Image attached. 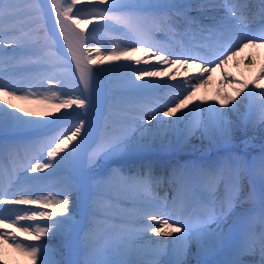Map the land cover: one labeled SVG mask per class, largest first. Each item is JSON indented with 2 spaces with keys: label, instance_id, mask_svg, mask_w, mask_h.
Here are the masks:
<instances>
[{
  "label": "snow or ice",
  "instance_id": "6c2138e0",
  "mask_svg": "<svg viewBox=\"0 0 264 264\" xmlns=\"http://www.w3.org/2000/svg\"><path fill=\"white\" fill-rule=\"evenodd\" d=\"M193 7L210 23L190 16ZM50 17L54 18L55 32L48 28ZM94 23L106 26L124 42L123 46L112 50L96 46L85 52L91 35L86 30ZM56 33L63 40L70 62L59 50ZM189 36L191 39L185 42ZM242 47H264V0H259L258 12L250 0H199L195 6L187 0H47V6L41 0H0V96L43 106L40 111H25L22 117L17 115L21 109L9 111L14 105L0 100V104H7V109L0 107V131L31 134L27 144H0V244L4 251L11 249L30 264H62L50 259L49 250L42 244H25L7 229H14L27 241H41L69 230L75 235L74 246L86 257L83 264H158L155 260L126 258L135 251L133 244L151 232L171 237L145 240L156 252L170 249L173 259L169 264H185L183 257L192 244L205 253L230 249L231 258L224 264H243L240 257L253 253L259 244L264 264V161L259 191L249 192L246 197L258 202L261 231L257 234L254 225L249 226L238 244L234 243L236 224L229 225L227 231L224 224L229 216L237 215L242 191L239 166L226 168L218 162L174 170L171 198L155 194L161 181L153 174L151 163H142L139 170L127 173L114 167L91 190L85 179L75 176L62 180L63 187L57 184L59 190L37 187L56 177L66 162L79 157L82 146L92 136L94 120L90 117L96 114L104 119V131L99 141L93 140L96 147L87 154L89 164L98 159L115 162L125 155L144 152L170 136L177 144L199 136L230 145L234 125L229 116L238 113L245 102V122L264 124V85L260 83L264 65L251 81L224 77L231 93L218 91L214 103L206 108L200 104L189 107L196 91L211 78L204 74L226 65ZM135 53L150 54L161 65L170 67L166 71L134 69L135 79L129 77L124 85L129 98L110 102L105 115L95 77L114 69L94 66L131 60ZM189 63L200 74L180 84L136 83L144 77L167 76L171 68H177L180 75L179 68ZM67 73L78 78L79 94L62 90ZM31 80L47 81V92L35 90L38 86L28 83ZM24 84L33 90L25 91L20 86ZM158 88L169 89L163 104L159 99L155 103L140 99L147 90ZM237 97L241 99L237 101ZM62 109L65 113L55 120L31 118L51 116ZM74 109H81L82 114H76L75 123L69 121L71 127H52L67 120L72 115L69 110ZM221 185L223 194L216 195ZM73 194L83 195V218L79 223H73ZM68 264L80 261L69 260Z\"/></svg>",
  "mask_w": 264,
  "mask_h": 264
},
{
  "label": "bare ground",
  "instance_id": "6f19581e",
  "mask_svg": "<svg viewBox=\"0 0 264 264\" xmlns=\"http://www.w3.org/2000/svg\"><path fill=\"white\" fill-rule=\"evenodd\" d=\"M187 2L192 3L194 6L199 3V0H187ZM42 4H45L47 6V0H42ZM254 10V9H253ZM190 11H197L195 7L190 9ZM255 11V10H254ZM191 16V15H190ZM49 23L51 30L55 32V24H54V18H49ZM95 27V28H94ZM86 32L91 33L92 39H90V43L88 46L85 48V52H87L90 48L95 47V46H100L102 50L107 49V50H112L114 48L123 46V41H120L118 43H104L101 40L96 37L97 33H107L108 35H112L115 37L114 33H110L107 31L106 27L103 26L102 24H97L94 23L92 25L88 26V29ZM57 35V42L58 46L60 49L67 50L63 46V40L62 38L59 37L58 33ZM238 55L241 56L243 62H245L244 69H238L236 66V58L233 57L231 65H228L227 67H221V68H216L214 71H212L210 74L205 73V78H207L210 75V79H208L207 84L204 85V87L198 89L195 93V96L193 97V104H190L189 107H193L195 104H200L201 108H206L207 104L209 103H214L213 97L216 95V93L219 91L221 93H231L232 88L229 83H227L224 79V77H227L229 80H235V81H240V82H246V81H251L254 77H256L259 74L260 68L262 65H264V57L262 58H257L260 55L259 49L255 50H248L247 47H242L238 52ZM93 56H95V53H93ZM140 60L141 63L137 64L135 61ZM251 61V63L249 62ZM255 61V63H253ZM170 66L168 65H161L159 62H157L151 55H145L144 53H135L133 55V58L131 60H121V61H109L106 62L104 65L100 66H94V68H111L114 69V72L116 70H119L116 72V75L114 76L112 72H109L107 74L104 73H99L95 77L96 84L98 86L99 94L102 103L104 104V114L107 115V108L108 104L112 101H114L113 97L117 96L118 99H128L129 97L125 94L124 89L116 90L114 87H111V85L118 84L120 83L123 87L128 80L129 77L131 79H135V74H134V69H148V70H161V71H166L169 69ZM122 73V74H121ZM129 73H132L134 75L129 76ZM179 73L180 75H177V68H171V71H169L167 76H157V77H144L142 81H136V83H144V82H149V83H155V84H180L182 83L185 79H189L190 77L193 76H198L200 74V70L197 68H191V66H186V67H181L179 68ZM121 74V75H119ZM126 74V75H124ZM119 75V76H118ZM114 76V77H113ZM123 76H127V78H122ZM169 76H175V79H169ZM119 77V78H118ZM78 79V78H77ZM28 83L32 84L33 86H38L35 87V90L40 91V92H47L48 89V82L47 81H39V80H31ZM260 83L264 85V79L260 80ZM70 81L66 78V75L63 77L62 82H61V87L62 90L65 93L68 94H79V91H77L76 88L71 87ZM21 87L24 88L25 91H31L33 89L28 88L26 84L20 85ZM252 87V85H250ZM255 91H259L258 89H254ZM247 91V90H246ZM169 92V89L166 88H158L154 90H147L141 97L140 99L146 100L150 99L153 101V103L157 102L158 99H155V95H160L163 97H167ZM244 94L242 93L241 96ZM241 97H237V101H239ZM0 100L7 101L8 104L14 105L13 109H8L9 111H16L17 109H21L22 111L17 112V115H20L23 117V114L25 111H40L43 110L42 105H37L28 101H21V100H16L12 99L9 97H3L0 96ZM201 101H204V103H200ZM161 104L164 103V100L161 99L159 100ZM0 107H4L7 109V104H0ZM217 107H219L217 105ZM66 110H61L59 113L53 112L51 116H35L31 117L32 119L36 120H53L57 116H61L65 113ZM69 111H78L82 112L81 109H74V110H69ZM187 111V109H185ZM227 111V109H225ZM248 108H247V102L243 103L240 105L239 112H232L229 116V119L233 121L234 125V132H233V141L230 145H223L220 143H215L210 141L207 138L201 139L199 136L193 137V143H197V137H199L200 142L198 140V143H202L201 146H186L185 149H187L185 152L180 153L181 154H186V152H190L192 155L195 154L197 157L194 160L196 163L200 165H210V164H215L218 162L217 159H223L224 157H228L230 155L233 157L235 160L238 161V159L242 158L245 153H253L255 151H260L264 153V146H259L260 142L264 141V124H261L259 121H256L255 123L252 122H245L243 119L244 116L247 115ZM206 117V113L204 116L201 117V119ZM90 119H98L95 121V125H98L99 129V136L97 141H99L100 138V133L104 131V119L103 117L99 116V114H96L94 117H90ZM76 121H73L72 123H75ZM153 124H155V121H153ZM145 127H151V125H144ZM71 127V124H68L67 126H63L60 129L66 130L67 128ZM181 127H183L181 125ZM10 133H12L13 130L8 129ZM5 131V130H3ZM2 131H0L1 133ZM16 138H4L2 143L4 144H27L25 142H22L20 140H15ZM16 141V142H15ZM202 141V142H201ZM246 141H250L248 144H246ZM169 146L167 147H177L180 144H177L175 141V137H169L168 141H165L163 144L160 141H157L156 143L152 144L147 150L141 153H133L131 154L130 157H128L127 161H120L117 159L115 162L112 160H104V159H98L96 163H94L95 166H100L103 165L104 163H107L108 161H112L110 163L112 164H107L106 166L103 167L101 170V174L99 175L100 178H105L104 174H108L110 172L111 168L113 167H120L123 168V170L127 173L129 171L135 172L140 169L142 163H151L152 165V170L154 172V175L157 174V177L163 178L165 174L162 175L163 171H166V173L171 172L173 174L174 169H172L171 164H173L177 159H179V155H173V152L176 150H159L161 149L160 147L164 144ZM96 147V144L90 148L85 156L82 158L83 152L80 153L79 157L75 160L72 161L74 162V165L76 168H78L79 172L81 164L84 162V160H87V154L92 151L93 148ZM244 148V149H242ZM260 148V149H259ZM259 149V150H258ZM80 151H83V146ZM215 151V154L213 157H208V158H201L199 155L200 153H208ZM21 156H23V153H21ZM159 161H157V160ZM221 163V161H219ZM233 166L231 167H236L239 166V169L241 171V188L242 191L240 194L247 192L249 193L248 190V183H249V177H246V172H245V167L243 166L242 163H234L231 161ZM159 163V164H158ZM183 165V163H179ZM181 170V169H180ZM87 172H85L84 175H86ZM84 175H81L82 178H84ZM167 180L163 179L162 182L154 189L155 194L163 198L165 196L170 197L171 193L169 188L173 187V183L166 184ZM260 186V180L257 183V187L259 188ZM18 189H15L13 191H17ZM59 190V189H57ZM217 195V194H216ZM247 197V196H246ZM245 199L242 201L243 203H246V201H251ZM73 203L71 205L72 207V216L77 214L78 216L80 213L83 212V195L76 199L74 196L71 197ZM20 207H30V206H20ZM78 207V211L76 210ZM33 210H38L35 209L34 206H32ZM51 209H44V211H50ZM236 218L232 217L225 227V231L228 230V226L234 224ZM260 222V221H259ZM25 223V222H22ZM39 223H43L40 221ZM76 223V222H75ZM214 228L215 225H212ZM258 229L261 230V226H258ZM62 234V233H58ZM66 234V233H63ZM71 241L69 244V251L71 254V260H79L80 262H83L86 257L83 255L82 251L78 249L77 247L74 246V240L75 237L73 236V233H71ZM175 235V234H174ZM18 240L23 241V239L17 238ZM146 239H151V240H169L171 237H158L154 236L151 234V232H148L145 239H138L134 244V252L126 257L129 259H134L137 261H142V260H155L158 262V264H169L170 260L173 259L171 255V250H165L161 252H157L156 254H150L146 255V252L150 251H155L154 247L149 248L145 240ZM25 243V241H23ZM25 244H31V243H25ZM44 247H46L49 250V258L57 261V262H62V264H65L64 261V256L65 254L60 250V247L56 243H40ZM145 248L152 249V250H145ZM256 248H259V244H257ZM10 250L11 249H7ZM6 250V251H7ZM0 252L3 254H0V260L5 263L4 261L8 262L6 259H8V256L10 254H5L4 251V246L0 244ZM12 252V251H11ZM154 253V252H153ZM211 252H203L200 249L197 248L195 244H192L188 251L187 254L183 257V260L185 261V264H202L204 261H208L209 264L211 263ZM160 255H163V259H159ZM203 255V256H202ZM162 257V256H161ZM209 257V258H208ZM226 259H230V252H227L226 255L224 256ZM12 260L14 263L10 264H24V263H19L18 259L16 258L15 255H11ZM208 258V259H207ZM9 264V263H7ZM26 264V263H25ZM246 264V263H243ZM249 264H261L260 261L255 260L253 263Z\"/></svg>",
  "mask_w": 264,
  "mask_h": 264
},
{
  "label": "rangeland",
  "instance_id": "374dc122",
  "mask_svg": "<svg viewBox=\"0 0 264 264\" xmlns=\"http://www.w3.org/2000/svg\"><path fill=\"white\" fill-rule=\"evenodd\" d=\"M197 13V12H196ZM95 28V27H94ZM97 37H98V35H97ZM90 39H92V36L90 35L89 36V40ZM96 47V46H95ZM243 62V61H242ZM244 65H245V62H243L242 64H241V68L238 66V63L236 64V66L238 67V69H244ZM130 75H134V74H130ZM67 77H69V78H71L72 77V75L70 74V73H67ZM71 87H73V88H76L75 86L76 85H78V83H74V78H73V81H71ZM77 89V88H76ZM77 91H78V89H77ZM93 140H95V137H93V136H91L90 138H89V142H90V145H92L93 144ZM198 140H199V142H200V139H199V137H197V143H193V138H191V140L188 142V143H186V144H180L179 146H177V147H167V146H169L168 144H170V143H167V145L166 144H164V145H162L160 148V151L161 150H169V151H172V150H180L179 152H181L182 150H184L185 148H186V146H193V145H195V146H201V144L202 143H198ZM202 142V141H201ZM247 143L246 144H248L250 141H246ZM187 149H185L184 151H182V152H185ZM162 152V151H161ZM173 152V151H172ZM252 155H256V156H253L254 158H252V159H256L255 160V162H250L251 163V170H254V171H256V172H259L260 170H259V168L261 167V165H262V161H264V156H263V154H260V153H255V154H252ZM258 157L260 158V160L258 159ZM110 162H112V161H108L107 163H104L103 165L104 166H106V164H112V163H110ZM68 164H69V162H66L64 165H62L61 166V168H64L65 166H68ZM98 167H100V166H98ZM109 173V172H108ZM108 174L106 173V174H104V176L106 177ZM65 178L64 177H54V178H52V179H50V180H47L49 183H51L52 182V185H48L50 188H56L57 187V184H60V187H63V185L60 183L61 182V180H64ZM47 181H45V182H47ZM53 183H55L54 185H53ZM49 187H46V188H49ZM40 193H37V195H39ZM230 249H228V250H226V251H229ZM210 252H212V251H210ZM5 254H10L9 256H8V259H6L8 262L7 263H14V261L12 260V258H11V255L13 254V255H15L16 256V258L18 259V261H19V263L21 262V263H26V264H30V261H28V260H26L25 258H23V257H20L17 253H15V252H11L10 250H7V251H5ZM210 254H213V253H210ZM162 256V257H161ZM203 256V255H202ZM212 256V255H211ZM211 256H209L210 258H211ZM208 257V258H209ZM163 259V255H160V257H159V259ZM207 258V259H208ZM5 262V261H4ZM213 263H218L219 264V262H213Z\"/></svg>",
  "mask_w": 264,
  "mask_h": 264
}]
</instances>
